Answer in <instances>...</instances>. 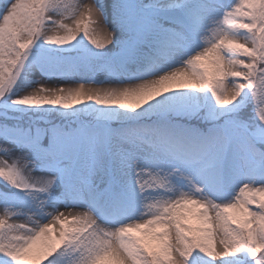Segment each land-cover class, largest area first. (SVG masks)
Here are the masks:
<instances>
[{
	"label": "snow or ice",
	"instance_id": "1",
	"mask_svg": "<svg viewBox=\"0 0 264 264\" xmlns=\"http://www.w3.org/2000/svg\"><path fill=\"white\" fill-rule=\"evenodd\" d=\"M0 264H264V0H0Z\"/></svg>",
	"mask_w": 264,
	"mask_h": 264
},
{
	"label": "rangeland",
	"instance_id": "2",
	"mask_svg": "<svg viewBox=\"0 0 264 264\" xmlns=\"http://www.w3.org/2000/svg\"><path fill=\"white\" fill-rule=\"evenodd\" d=\"M83 2H89V0H83ZM109 27H110V25H109ZM63 210V209H62ZM77 211H78V209H77ZM20 222H23V221H20Z\"/></svg>",
	"mask_w": 264,
	"mask_h": 264
}]
</instances>
